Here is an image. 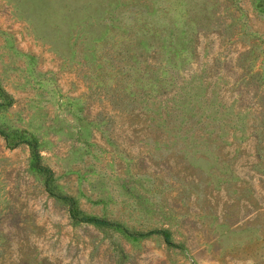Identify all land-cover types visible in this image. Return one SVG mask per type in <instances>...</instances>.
Masks as SVG:
<instances>
[{"label": "rangeland", "instance_id": "374dc122", "mask_svg": "<svg viewBox=\"0 0 264 264\" xmlns=\"http://www.w3.org/2000/svg\"><path fill=\"white\" fill-rule=\"evenodd\" d=\"M0 129L176 243L0 134V264H264V0H0Z\"/></svg>", "mask_w": 264, "mask_h": 264}, {"label": "trees", "instance_id": "16d2710c", "mask_svg": "<svg viewBox=\"0 0 264 264\" xmlns=\"http://www.w3.org/2000/svg\"><path fill=\"white\" fill-rule=\"evenodd\" d=\"M169 106L170 104L166 105V107ZM158 113L161 115V112ZM189 125L192 126V123L183 121L182 129L184 130L188 129ZM0 134L3 135L5 142L9 147L18 144L19 142H25L28 145V149H29L28 166L42 176V183L45 190L49 194L54 195L56 198L60 199L66 205L67 215L69 219L72 220L73 222H84V223L93 224L98 227L100 226V227L113 228L119 230L123 234L130 237H140L150 233H157L162 237L163 241L167 245H173V246L176 245V243L173 242L170 238V230L166 227H155V228H150L148 230L129 229L126 225L122 224L120 221L83 212L79 208L77 200L73 195L68 193H63L55 189L53 171L48 165H46L41 161L40 152L38 149V140L34 135H29L27 137V136H23L20 131L5 132L1 129H0Z\"/></svg>", "mask_w": 264, "mask_h": 264}]
</instances>
